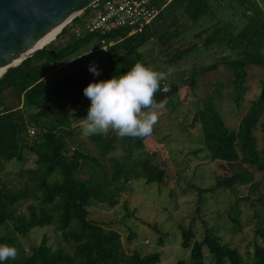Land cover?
Listing matches in <instances>:
<instances>
[{"label": "trees", "instance_id": "obj_1", "mask_svg": "<svg viewBox=\"0 0 264 264\" xmlns=\"http://www.w3.org/2000/svg\"><path fill=\"white\" fill-rule=\"evenodd\" d=\"M216 1L223 2L151 0L152 7L161 11L142 33L129 35L128 30L118 29L106 35L83 31L81 36H77L75 28L83 27L85 19L100 3L92 5L83 12L84 18L77 16L62 29L55 39L57 43L52 41L18 66L7 69L0 78V164L11 161L23 163L28 150L37 156V167L21 170L20 177H28L21 188L5 180L0 172V231L6 229L5 233H0V244L18 249L15 260L0 264H158L162 261L160 251L143 255L138 250L124 248L119 231L89 218V207L93 202L105 203L112 208L117 206L118 194L125 189V183L142 178L148 184H166V170L154 164L144 151L148 137H125L124 141L131 150L122 161L113 159L109 173L97 157L87 155L79 148L71 150L70 141L75 137L76 128L72 124L73 116L81 112L80 116L84 118L87 109L78 105L85 98L83 90L89 83L119 76L137 61L144 63L145 51L141 48L154 39H158L163 47L170 48L173 40L182 38L190 26L212 13ZM230 2L233 16L241 11L240 16L245 20L242 27L233 18L227 21L218 19L200 29L194 37L199 38L205 48L228 47L235 55L225 54L184 80L193 89L200 72L227 66L232 71V98L240 105L247 89L248 68H264V7L257 0ZM66 36L68 38L64 39ZM103 38L113 45L103 51L109 59V66L101 70L99 76L76 81L75 75L70 74L65 81L50 83V78H47L50 70L79 57L94 40L101 44ZM197 48L195 44L185 48L179 45L168 50L167 55L171 62L176 63ZM75 83L79 85L77 90H74ZM166 85L170 91H158L154 97L157 102L167 100L178 90L175 84ZM160 87L163 88L162 85ZM224 87V83H216L212 93L202 99L194 122L201 125L203 143L212 160L241 163L247 167L219 176L211 187L192 184L189 188L198 193L200 205L206 192L213 193L219 189L237 191L238 187H249L250 194L241 200L252 211L250 219L254 230L243 235L245 243L242 247L247 244L245 247L250 252L253 250L249 257L251 264H264V191L261 190L262 183L255 178V172L264 173V80L260 95L251 102L235 130L229 128L218 108ZM75 108H78L77 112ZM55 109L57 112L49 117L47 112ZM30 128L35 129L34 135L30 134ZM258 129L263 134L261 147L256 135ZM155 132L154 126L151 136ZM90 139L102 156L114 151L119 142L114 131L107 135H92ZM137 151L145 157L137 156ZM84 173L87 177L82 176ZM239 198L228 211V219L236 234L242 231L243 226ZM23 201H31L26 212L19 209ZM124 204L127 207L128 203ZM52 225L61 232L65 243L74 246L72 253L64 248L55 249L49 244L47 235L29 249L22 243L21 238L27 237L34 228ZM203 227L202 232H196L192 225L179 224L181 245L190 249V255L179 259L176 264H245L238 248L242 244L233 246L224 241L218 225L209 226L204 222ZM154 228L160 233L159 246L164 247L163 238L168 235L157 225ZM197 233L202 235L200 240Z\"/></svg>", "mask_w": 264, "mask_h": 264}, {"label": "rangeland", "instance_id": "obj_2", "mask_svg": "<svg viewBox=\"0 0 264 264\" xmlns=\"http://www.w3.org/2000/svg\"><path fill=\"white\" fill-rule=\"evenodd\" d=\"M257 1L264 7V0ZM230 4V0L216 1L212 13L190 26L181 35L182 38L173 40V45L170 48L163 47L158 39L148 42L141 48L145 51L144 64L146 66H152L155 70L164 72H167L169 67L174 69L173 74L167 78V83L168 85H177L178 89L174 95L165 100V107L160 111L158 123L155 125L156 132L145 140L144 146V151L151 156L152 162L166 170V184L159 186L157 183L148 184L142 178L135 179L132 183L123 185L125 189L118 194L117 206L112 208L105 203L93 202V205L89 207L90 219L102 222L106 228L115 229L121 233L124 248L138 250L143 255L162 252V261L158 264H176L179 259L188 258L190 249L181 245L179 224L182 223L187 227L192 225L196 232H202L204 222L209 226L218 225L224 241L233 246L242 244L241 248H238L245 259V264H251L249 257L253 250L250 252L249 248L245 247L247 244L242 247L245 243L243 235L254 230H252L254 223L250 219L252 211L241 200L250 194L249 187L241 186L237 188V191L219 189L213 193L206 192L200 205L198 204L200 200L198 193L189 188L192 184L203 188L211 187L219 176L230 173L233 169L242 170L247 167L241 163L212 160L203 143L201 125L194 122V115L200 108L202 99L212 93L216 83L222 82L225 87L222 89L223 96L218 99V108L229 128L237 129L251 102L261 93L264 68L259 66L248 68L247 89L240 105L233 101L232 71L227 66L223 65L205 73L200 72L196 87L193 89L184 80L192 72L201 71L204 66L213 63L225 54L235 55L233 50L228 47L205 48L202 41L194 37L196 32L218 19L227 21L233 18L239 27H242L245 20L240 16L241 11L233 16L234 10ZM81 18H84L83 13ZM67 38L68 36L64 37V39ZM54 43L57 41L54 40ZM194 44L198 48L189 56L176 63L170 61L169 55H167L168 50L179 45L185 48ZM93 62L100 71L109 66V59L100 50V43L97 40L85 47L79 57L51 74L49 76L50 83L65 81L70 74L75 75L76 81L88 79L93 76L89 71V66ZM74 86V90L79 87L76 83ZM90 104L91 101L85 97L78 105L79 108L87 109L84 111V118L87 116ZM77 109L75 108L74 111L77 112ZM56 112L55 109L47 114L50 117ZM81 114L80 112L73 116L74 123L72 124L76 128L75 137L70 141L71 150L79 148L87 155L97 157L101 160L106 171L111 173L113 159L122 161L131 150L130 145L124 141V138L119 137L116 149L102 156L90 136L83 135L81 126L83 115L80 116ZM256 135L261 147L263 134L260 129L256 131ZM196 150H198L197 153ZM140 153L137 151L136 155L145 157ZM36 160L37 156L27 150L25 162L1 163V175L12 185L21 188L28 178L27 175L20 177L21 170L37 167ZM82 176L87 177L85 173ZM255 178L262 183L261 190L264 191V173L255 172ZM237 197H240L239 207L243 212L242 231L238 234L233 232V226L228 219V211L236 202ZM30 202H21L19 204L20 211L26 212V207ZM125 202L128 203L127 207ZM154 225H157L163 233L168 235L163 238L164 247L159 246L160 233L156 231ZM5 232V228L0 231V233ZM45 235L49 238V244L55 249L64 248L70 253L73 252L74 246L63 241L61 232L54 225L36 227L27 237L21 238V241L29 249L32 245L39 244ZM201 238V233H197V239Z\"/></svg>", "mask_w": 264, "mask_h": 264}, {"label": "clouds", "instance_id": "obj_3", "mask_svg": "<svg viewBox=\"0 0 264 264\" xmlns=\"http://www.w3.org/2000/svg\"><path fill=\"white\" fill-rule=\"evenodd\" d=\"M89 71L94 76L101 74L95 62L90 64ZM173 71L171 67L167 72L157 71L137 61L119 76L89 83L83 90L91 101L87 116L81 119L83 135H107L114 131L120 138L145 139L151 136L166 104V101L157 102L155 94L170 91L167 85L162 89L160 85ZM17 256L16 247L0 244V262L15 260Z\"/></svg>", "mask_w": 264, "mask_h": 264}, {"label": "water", "instance_id": "obj_4", "mask_svg": "<svg viewBox=\"0 0 264 264\" xmlns=\"http://www.w3.org/2000/svg\"><path fill=\"white\" fill-rule=\"evenodd\" d=\"M96 1L0 0V75L43 49L51 29L64 28Z\"/></svg>", "mask_w": 264, "mask_h": 264}, {"label": "built area", "instance_id": "obj_5", "mask_svg": "<svg viewBox=\"0 0 264 264\" xmlns=\"http://www.w3.org/2000/svg\"><path fill=\"white\" fill-rule=\"evenodd\" d=\"M170 1L172 0H168ZM96 4H99V7L95 13L88 16L83 27L75 28L74 32L77 36H81L83 31L106 35L118 29L128 30L129 35L142 33L161 11V9L152 7L151 0H98L93 5ZM112 45L113 42L103 38L100 50H108ZM166 84V81L161 82L162 87ZM29 132L34 135L36 131L30 128Z\"/></svg>", "mask_w": 264, "mask_h": 264}, {"label": "bare ground", "instance_id": "obj_6", "mask_svg": "<svg viewBox=\"0 0 264 264\" xmlns=\"http://www.w3.org/2000/svg\"><path fill=\"white\" fill-rule=\"evenodd\" d=\"M62 28H63V24L60 25V26H58V27H56V28L51 29V30L46 34V36L44 37V40L41 42V44H39V47H42V46L44 47V46L50 44L52 41H54L55 38L57 37V35L60 33V31H61ZM16 63H18V61L15 62V64H16ZM5 71H6V70H5ZM5 71L0 75V78H1V76L5 73Z\"/></svg>", "mask_w": 264, "mask_h": 264}, {"label": "crops", "instance_id": "obj_7", "mask_svg": "<svg viewBox=\"0 0 264 264\" xmlns=\"http://www.w3.org/2000/svg\"><path fill=\"white\" fill-rule=\"evenodd\" d=\"M65 64H66V63H65ZM65 64H63V65H65ZM63 65H60L59 67H56V68H54L53 70H50V71L47 73V78H48L51 74H53L54 72L58 71L59 68L62 67Z\"/></svg>", "mask_w": 264, "mask_h": 264}]
</instances>
